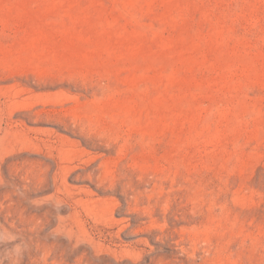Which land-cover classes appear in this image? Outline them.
Instances as JSON below:
<instances>
[{
	"label": "rangeland",
	"instance_id": "obj_1",
	"mask_svg": "<svg viewBox=\"0 0 264 264\" xmlns=\"http://www.w3.org/2000/svg\"><path fill=\"white\" fill-rule=\"evenodd\" d=\"M0 264H264V0H0Z\"/></svg>",
	"mask_w": 264,
	"mask_h": 264
}]
</instances>
